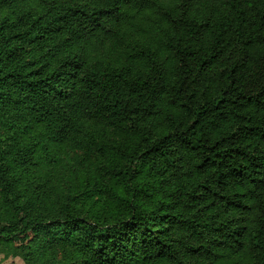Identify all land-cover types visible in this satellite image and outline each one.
I'll list each match as a JSON object with an SVG mask.
<instances>
[{"label": "trees", "instance_id": "trees-1", "mask_svg": "<svg viewBox=\"0 0 264 264\" xmlns=\"http://www.w3.org/2000/svg\"><path fill=\"white\" fill-rule=\"evenodd\" d=\"M105 10L91 71L65 76L82 17ZM177 71L191 112L160 138L153 93ZM129 148L136 166L115 176L131 190L88 197L103 218L34 215L58 181ZM69 153L80 166L65 168ZM0 196L33 209L0 213L3 260L264 264V0H0Z\"/></svg>", "mask_w": 264, "mask_h": 264}, {"label": "clouds", "instance_id": "clouds-1", "mask_svg": "<svg viewBox=\"0 0 264 264\" xmlns=\"http://www.w3.org/2000/svg\"><path fill=\"white\" fill-rule=\"evenodd\" d=\"M105 2L106 0H98L101 8H103ZM181 3L182 0H175V5ZM76 14L80 15V13ZM105 14L106 10L103 12L98 11L96 16H92L91 21L87 20V23H85L86 19L82 17L81 28L83 32L80 35V45L73 46L69 50L68 58L70 62L65 65V68L61 69V72L65 76L74 73L87 75V72L91 71V66L96 61L92 56L87 54L88 44L94 42L90 40V37H92V30L96 29V24L103 27ZM185 19H189V17L181 18L180 10H177L173 16V22L176 24L184 23ZM167 26V24L161 23V27ZM96 30L98 31V29ZM72 57H75V60ZM77 61H79V65H77ZM182 84L184 85L183 91L181 90ZM157 102L159 105L158 110L152 112L149 116L147 128L154 129L155 135L160 138L168 135L170 131L179 132L181 123L186 119L187 114L191 112V104L187 94V83L182 79L180 71H177L168 78V83L165 87L154 91L153 108H157ZM161 113H166L167 119L162 118ZM132 123V121H129V124ZM133 131L135 132L136 129L133 128ZM138 140L139 138H137V142ZM140 151L141 149H136L133 154L132 149L129 148L126 159H120L115 155L102 156L97 159L93 168H85L82 171H77L75 175L67 176L64 181H58L59 195L57 198L54 201L50 198H45L42 203L36 201L35 203L38 207L35 209L34 215L39 216L47 227L54 226L57 220L64 223V219L67 217L76 218L77 216H84L86 218L94 216V214L95 216H101L89 202L88 197H91L99 204L101 202V195H97V193L101 189L104 190L103 195L105 196H110L109 190L115 191L117 188L122 191H130L134 186V182L129 181L127 176H115V171L126 169L129 165L135 167L134 156H139ZM82 193L83 195H81ZM12 199H10L9 205L0 208V213H4L9 206L16 207L17 204L24 208L25 211H33L23 201L13 203ZM0 204H3L2 196H0ZM24 214V211L19 212L21 216ZM103 215L111 218V212L107 209H105ZM10 218V215H5L4 221L7 223ZM28 218L32 219L33 216H29ZM101 218L103 217L101 216Z\"/></svg>", "mask_w": 264, "mask_h": 264}, {"label": "rangeland", "instance_id": "rangeland-1", "mask_svg": "<svg viewBox=\"0 0 264 264\" xmlns=\"http://www.w3.org/2000/svg\"><path fill=\"white\" fill-rule=\"evenodd\" d=\"M70 154V153H69ZM80 154H70L68 158L64 159V164L67 165L65 168H73L78 167L79 165V158ZM0 264H23L22 261L19 258H8L6 260H3V257L0 255Z\"/></svg>", "mask_w": 264, "mask_h": 264}]
</instances>
